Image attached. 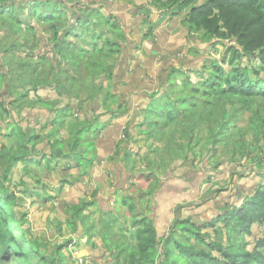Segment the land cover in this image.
<instances>
[{
    "label": "crops",
    "instance_id": "1",
    "mask_svg": "<svg viewBox=\"0 0 264 264\" xmlns=\"http://www.w3.org/2000/svg\"><path fill=\"white\" fill-rule=\"evenodd\" d=\"M166 1L0 0V32H8L15 40L28 36L27 41L19 40L17 44L15 40V44L10 43L7 37L0 40V52L4 61L10 63L11 70H18L20 59L24 56L35 65L34 69L50 67L54 70V67H62L60 71L50 70L48 79L40 77L37 81L40 86L33 88V98H29L27 103L22 102L27 109L37 107L33 113L23 112L25 108L16 109L17 106L12 102L10 104L13 108L10 104L4 105L0 101V110L3 112H12L13 109L16 111L15 117L34 119L28 120L31 126L22 128L19 125L18 131L22 141L24 137L21 130L26 129L28 132L23 146L27 149L32 147L33 150L24 161L18 163L46 165L45 174L49 179V188L39 190L36 194L39 200L37 202L45 209H38L32 223L37 227H42L44 223L51 229L49 236L53 239L50 242L60 247H57V258H54L61 260L62 264H74V259L78 256L88 257L97 264H115V245L119 236L124 237L127 243L134 218H149L161 242L175 221L189 220L192 225L204 226L231 205V202L223 198H216L213 207L209 208L205 201L198 203L194 196L190 198L183 192L190 182L196 187L201 184L197 180H190V175L196 171L194 166L199 163V152H191V149H185V155L175 157V160L182 162L185 172L190 174L188 180L182 178V184L166 178L145 198L143 195L148 193L147 183L134 178V186L129 188L133 177L129 175L126 169L128 164L122 159L118 149L125 152L128 145L132 149L142 141L144 135L140 132H145L138 131L137 126H141L143 122L142 112L149 103L148 96L152 92L159 90L161 93L171 87L181 90L184 78L179 76L180 73L188 77L187 81L192 88L197 85L201 87L203 82L196 71L201 69L206 60L213 59L207 56L206 48L212 50L216 40L206 41L202 32L189 31L184 23L188 9L173 16L164 14L162 4ZM203 1L197 0L196 3L199 5ZM42 26L45 27L44 33L40 28ZM8 42L13 47L18 45L13 53L10 52V47L1 48L2 45L8 46ZM218 47L221 46L215 49ZM221 50L223 52L222 47ZM19 52L21 54H18ZM97 52L102 53L100 60ZM67 53H74L73 56H82L85 59L74 58L71 61L70 57L66 56ZM11 59L13 62H9ZM74 61L73 71L69 70L68 63ZM100 61L103 68L108 69V77L100 75L95 66L90 67V63ZM223 68L226 72L230 70L227 64L223 65ZM82 72L93 76L92 83H95L96 91L93 92L91 87V94L84 100L77 99L75 94H72L74 97H71L70 101V90L63 84H75L76 75ZM95 73L98 76L96 80ZM16 77H19V70ZM54 83L56 85H53ZM9 86L10 84H6V87ZM18 88L16 86L11 90V94L5 97L17 102L19 98L14 94H17ZM43 90L49 92L42 95L40 92ZM184 90L187 88L184 87ZM26 92V96H29L28 88ZM186 95L190 96L194 103L204 99L189 92L181 94V98L187 103L181 110L180 117H184L192 107H196L194 103H188L190 100ZM75 120L78 124H83L82 121L91 123L86 128L88 131L83 134L87 139L81 140L82 145L85 146L84 142L87 140L94 149L96 161L92 165L91 175L81 171L73 173L71 170L80 165L73 157L74 153L69 145L67 147L71 149L70 152L63 149L65 139L69 135L68 141L72 140L75 131L72 129V123ZM138 120L142 122L138 123ZM24 121L27 122L25 119ZM63 121L70 123L71 127L67 129L71 134L57 128V124ZM33 125H38L39 130L32 128ZM43 129L46 130L45 133ZM4 131L3 135H7ZM14 137L16 140V135ZM166 147L171 148L170 144ZM215 168L216 166L213 167L214 172ZM62 174L65 175L64 178L60 176ZM71 176L74 180L79 176V183L73 184L70 181ZM89 181H92V184H89ZM83 186L88 188L84 189ZM236 195L233 205H237L238 197L243 198L242 202L250 196H244L243 193L239 196V192ZM123 197L130 199L132 213L122 206ZM88 204L91 205L77 211L79 205ZM65 224L69 231H65Z\"/></svg>",
    "mask_w": 264,
    "mask_h": 264
},
{
    "label": "trees",
    "instance_id": "2",
    "mask_svg": "<svg viewBox=\"0 0 264 264\" xmlns=\"http://www.w3.org/2000/svg\"><path fill=\"white\" fill-rule=\"evenodd\" d=\"M196 1L167 0L162 4V9L164 14L170 16L188 9L184 23L189 31L202 32L206 41L215 39L212 48L221 46L223 54L219 60H206L196 71L203 82L201 87L197 85L192 88L188 77L180 73L179 76L184 78L183 90L171 87L148 96L149 103L142 112L141 124L147 130L140 133L152 135L156 141L162 140L168 128L181 119V110L187 103L181 94L189 92L203 97L202 101H197L201 107H207L213 96L238 100L257 97L264 100V0H204L199 5ZM73 55L66 54L70 60L85 59ZM97 55L99 57L102 53L97 52ZM244 60L247 64L241 66ZM225 64L230 66L227 72L223 68ZM90 65L95 66L100 75L106 76L108 69L103 68L101 61ZM82 122L78 124L75 120L72 123L75 131L69 144L79 165L91 148L87 140L82 147L81 140L87 139L83 134L91 125ZM261 138L264 143V132ZM28 155L23 152L12 156L11 160L18 163ZM149 175L144 176L146 181L150 177L153 180L156 178L153 173ZM3 177L7 179L6 172ZM157 187L158 183L153 192ZM6 190L0 184V264H31L36 257L41 264H62L59 259L49 260L34 251L33 241L27 236L28 229L23 227L26 215L8 209L14 205L15 198ZM153 192L144 194L143 198ZM129 201L128 197H123L121 204L132 213L133 206ZM90 205L76 209L79 211ZM11 220H14V224L10 223ZM206 229L210 232H203ZM255 231H258L257 235ZM128 233L127 243L124 237L119 236L115 245V264H264V186H258L241 204L227 206L218 217L204 226L197 227L189 220L175 221L161 242L152 221L145 216L134 218Z\"/></svg>",
    "mask_w": 264,
    "mask_h": 264
},
{
    "label": "rangeland",
    "instance_id": "3",
    "mask_svg": "<svg viewBox=\"0 0 264 264\" xmlns=\"http://www.w3.org/2000/svg\"><path fill=\"white\" fill-rule=\"evenodd\" d=\"M11 26L13 27V24ZM40 28H42V32L44 33L45 27L42 26ZM4 32H0V40H5L4 37H7L10 43L15 44L13 43L15 39L12 35L8 32L4 34ZM19 40L27 41L28 36L15 40L16 44ZM43 42L45 43V40ZM3 47H10V52L13 53L18 45L13 47L8 42V46L2 45L1 48ZM206 51H208L207 56L213 59H219L222 53L221 47L212 50L206 48ZM5 53L9 52L5 51ZM18 54H21V52ZM95 59H98V57H95ZM9 62H13V59ZM20 62L21 64L18 68L19 77H16L18 70L12 71L10 63L4 61L3 54L0 52V101L4 105L12 102L15 107L17 106L16 109L18 107L25 108L23 112L33 113L34 108L37 107L33 106L32 109H27L22 102L27 103L29 98H33V88L40 86L37 84V81L40 77L43 79L50 78L49 72L51 68L40 67L34 69L35 65L30 62L27 56L21 57ZM106 63L107 61L105 60ZM246 64L245 60L241 62V66H246ZM67 66L69 70H72L73 62L68 63ZM224 67L226 68V66ZM60 70H62V67L59 69L54 67V70L51 71ZM93 70L98 71L96 68H93ZM35 76L36 80H34ZM76 76L75 84L71 82L63 84L67 90H70V101L71 97H74L72 94H75V98L84 100L87 95L91 94V87L93 88V92L96 91V85L92 83L93 76L91 74L82 72ZM94 77V80L98 78L96 73ZM250 78L254 79L253 76H250ZM6 84H10V86L6 87ZM53 85L56 84L54 83ZM16 86L19 87L17 89L18 95H14L18 96L19 99L17 102H13L10 101L9 97L5 96H9L11 90L15 89ZM27 88L30 90V97L26 96L28 95V92H26ZM72 88L76 90H72ZM47 92L49 91L43 90L40 93L45 95ZM186 97L190 100L188 103H194L190 96L186 95ZM12 104H10L11 108H13ZM193 105L196 107H192V110L188 111L184 117H181L176 124L170 126L162 140L156 141L152 139V135L145 134L142 141L135 145L134 148L130 149L128 145L125 152L118 149L122 159L128 164L126 169L130 173L129 175L133 177L129 188L132 189L134 186V178L135 180L140 179L142 183H147L146 190L149 193L153 192L157 183L164 182L166 178L182 184V178L185 177L188 180L190 174L185 172L184 168H182V162L175 160V157L179 158L186 154L185 149H191V152H199V163L194 166L196 174L194 173L195 176L194 174L190 175V180H197L201 184L196 187L190 182L186 185V189L183 192H186L190 198L194 196L198 203L205 201L209 208L213 207L216 198H223L231 202L232 205L233 202H236L233 199L237 196L238 192L239 196L242 193L244 196L251 195L258 186L264 184V143L261 138V134L264 132V100L257 97L250 99L241 98L238 100L226 97L214 98L213 96L209 100L207 107H201L199 102H195ZM15 114L16 111L13 109L12 112L0 110V184H3L7 189L6 191L9 194L11 193L12 197L15 198L14 205H10L11 207H8V209L11 212L26 215L23 227L28 229L27 236L33 241L34 251L50 260L56 257L57 247H59L57 244L50 242L53 239L49 236L51 229L46 227L44 223L43 226L45 227H37L32 223L35 220L34 218H36L35 215L39 211L38 209H45L44 206L41 207L40 202H37L39 200L36 194H38L39 190L49 188V179L45 174L46 165L43 163L41 165H34L32 163L24 165L23 163H15L11 160L12 156L21 155L22 152L29 154L33 150L32 147L30 149L23 147L28 137V132L26 129L25 131L21 130L22 137H24V141H22L18 128L19 125L22 128L26 125L31 126L32 124L28 120L34 121V119L28 118L27 120L26 117H15ZM67 121L69 120L67 119ZM67 121L58 123L57 128H61L63 132H67L68 134L67 127L69 128L71 125ZM233 121L235 122L233 123ZM141 122L142 120H138V123ZM32 128H36V131L39 130L38 125H33ZM137 128L138 131L145 132L147 130L143 125L137 126ZM3 131L7 132V135H3ZM44 131L46 130L43 129V133H45ZM69 136L65 139V146L63 147L67 152H70V148L67 147L71 144L68 141ZM167 144H170L171 148H167ZM203 155H205L204 158ZM207 156L209 157L208 159L206 158ZM212 158L215 159L212 161ZM95 161L94 149L90 148L88 153L85 154V158L80 161L81 165L71 171L73 173L81 171L84 174L91 175L92 165ZM170 161H174V163ZM214 166H217L215 172L213 170ZM61 167L63 168V166ZM4 172L7 174V179L3 177ZM208 172L213 174L209 175ZM151 173L156 176V180L150 177V180L145 182L144 176H150L149 174ZM60 176L64 178L65 175L62 174ZM111 178H113V174ZM70 181L73 184L75 182L79 183V176L75 180L71 176ZM89 184H92V181H89ZM202 186L205 187L202 188ZM83 188L87 189L88 186H83ZM95 188L96 190L98 189L97 181ZM2 193L4 194V191ZM242 199V197H238L236 204L242 203ZM10 223L14 224V220H11ZM61 226L62 224H60ZM65 231H69L68 227H66ZM257 232L255 231L254 233L257 235ZM31 264H41V262L36 257L32 260Z\"/></svg>",
    "mask_w": 264,
    "mask_h": 264
},
{
    "label": "built area",
    "instance_id": "4",
    "mask_svg": "<svg viewBox=\"0 0 264 264\" xmlns=\"http://www.w3.org/2000/svg\"><path fill=\"white\" fill-rule=\"evenodd\" d=\"M74 264H97L88 257L78 256L74 259Z\"/></svg>",
    "mask_w": 264,
    "mask_h": 264
}]
</instances>
